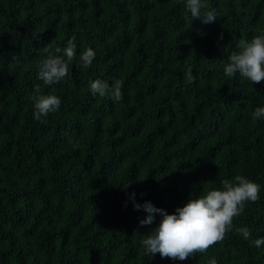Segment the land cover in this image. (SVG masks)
I'll list each match as a JSON object with an SVG mask.
<instances>
[{
    "label": "trees",
    "instance_id": "obj_1",
    "mask_svg": "<svg viewBox=\"0 0 264 264\" xmlns=\"http://www.w3.org/2000/svg\"><path fill=\"white\" fill-rule=\"evenodd\" d=\"M206 3L210 23L184 0H0V264H264V82L224 75L239 40L264 31V0ZM73 36L69 76L45 85L37 64ZM97 79H122L123 99L93 96ZM36 85L61 99L45 123ZM237 174L260 199L222 242L184 261L148 255L142 236L162 217L141 225L135 204L173 214Z\"/></svg>",
    "mask_w": 264,
    "mask_h": 264
},
{
    "label": "clouds",
    "instance_id": "obj_2",
    "mask_svg": "<svg viewBox=\"0 0 264 264\" xmlns=\"http://www.w3.org/2000/svg\"><path fill=\"white\" fill-rule=\"evenodd\" d=\"M184 7L191 14L192 20L200 19L204 23L216 20L215 12L206 10V0H184ZM75 41L76 37L73 36L67 41L66 47H57L53 54H48L39 61L38 78L45 85L59 84L69 76V64L77 59ZM237 49L228 57L224 75L234 79L239 74L251 84L264 82V31L254 35L251 40L240 39ZM44 52H49L48 46L44 48ZM95 57L96 52L89 47L79 55V65L89 68ZM187 77L192 78L190 71ZM89 85L93 96L109 97L116 103L123 99L122 79H114L111 85L97 79L90 81ZM54 93L55 88L50 94H41L40 85L35 86L31 97L34 102V119L45 123L50 113L59 111L61 99ZM252 118L264 119V107H257ZM260 191V184L237 174L232 180L225 179L221 189L213 188L198 198H190L173 214L155 207L150 201L143 205L135 204L136 210L143 209L148 214L140 221L141 225L153 224L156 213L162 217L158 226L142 236L141 244L149 256L159 253L162 258L171 260L184 261L197 253H206L216 243L222 242L228 232L233 231L234 219L244 212L247 203H255L260 199ZM235 232L245 240L251 238L247 227L235 228ZM254 244L256 247L264 245V238L256 239ZM209 264H216V261L213 259Z\"/></svg>",
    "mask_w": 264,
    "mask_h": 264
}]
</instances>
